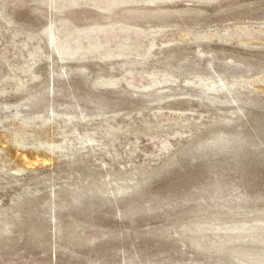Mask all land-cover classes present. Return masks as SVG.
Instances as JSON below:
<instances>
[{"label":"rangeland","instance_id":"rangeland-1","mask_svg":"<svg viewBox=\"0 0 264 264\" xmlns=\"http://www.w3.org/2000/svg\"><path fill=\"white\" fill-rule=\"evenodd\" d=\"M52 3L0 0V264L264 256L211 230L264 216V0H140L110 14L90 0ZM113 15L143 31L141 50L153 38L143 61L61 60L51 46L60 18L83 27Z\"/></svg>","mask_w":264,"mask_h":264},{"label":"bare ground","instance_id":"bare-ground-1","mask_svg":"<svg viewBox=\"0 0 264 264\" xmlns=\"http://www.w3.org/2000/svg\"><path fill=\"white\" fill-rule=\"evenodd\" d=\"M53 3H59L57 8L59 9H62V6L64 8H66L68 5H73V4H78L79 2L81 1H86V0H51ZM89 2V0H87ZM93 2V4L95 6H97L98 8H100V10H104L105 12H108L110 14V12L112 11V8L113 6L120 4V3H128V2H138L140 0H90V2ZM143 1H148L149 3H154L155 0H143ZM52 3V4H53ZM56 3V4H57ZM146 3V2H145ZM157 3V2H156ZM159 3V2H158ZM92 4V3H91ZM155 4V3H154ZM54 5V4H53ZM85 5V4H84ZM88 5V3H87ZM130 5V4H129ZM133 5V4H132ZM131 6V5H130ZM129 6V7H130ZM134 6V5H133ZM137 6V5H136ZM122 7H124L122 5ZM128 7V6H127ZM126 5H125V8H127ZM132 7V6H131ZM130 7V8H131ZM63 8V9H64ZM120 8V7H118ZM135 8V7H133ZM54 9V8H52ZM116 9V8H115ZM122 9V8H121ZM120 9V10H121ZM56 10V9H54ZM117 10V9H116ZM119 10V9H118ZM119 10V11H120ZM128 10V9H127ZM132 10H135V9H132ZM57 11V10H56ZM130 11V9L128 10ZM128 11L125 13L124 10L122 11L123 13H125V16L128 15ZM137 11V10H136ZM58 12H60L58 10ZM56 12V13H58ZM62 12V11H61ZM60 12V13H61ZM114 12V11H113ZM58 13V14H60ZM63 13V12H62ZM61 13V14H62ZM115 13H118V12H114L113 14L114 15H117ZM135 13V12H134ZM152 13V12H151ZM61 14L59 16H61ZM130 15L133 13H129ZM143 14V13H141ZM114 15L112 16L113 17V20H118V19H121L119 21H117L118 23H122L120 21H122V18H118L116 17V19L114 18ZM124 15V14H123ZM136 15V13L134 14ZM63 16V15H62ZM123 17V16H122ZM129 17V16H128ZM103 18H106L103 16ZM59 18H57L58 20ZM107 19V18H106ZM123 19H127V18H123ZM108 20H110L108 18ZM112 20V19H111ZM108 21V22H104V23H94V24H90V25H87V26H83V27H75L74 25L70 26V20L66 17V18H60V22L58 20V24L57 26H54V23L50 24V26L48 27V38H49V41L51 43V46L53 47V49H55L57 51V53L59 54V58L61 60H65L66 58H81V57H84V56H87V55H90V56H98L99 58H107V57H112V56H120V57H125L126 55H128V53H131V52H135L137 55L140 56V59H142L143 61V58L146 56H149V52L151 50V48L154 47L155 43H154V40L153 38L149 40V43L148 45L143 48L142 50L140 49V43L138 42V40H136V37H138L143 31L140 30V28H137L135 27L134 24L130 25L128 24V22L126 21H123L122 24L120 25H117L118 26V29L123 32L121 38H119V40H117L115 42V47L113 49H110L109 47V42H110V38L113 37L112 35H109V32H111L113 29H114V25L117 23V22H114V21ZM129 21V19H127ZM107 21V20H106ZM72 23V22H71ZM134 25V26H133ZM74 26V27H73ZM102 33V36L104 37L103 40H101L100 38V34ZM143 36V35H142ZM114 45V44H113ZM33 54H35L34 52H30V56H34ZM119 57V58H120ZM127 57V56H126ZM77 59V60H78ZM76 60V59H75ZM137 62V61H136ZM129 63V62H128ZM81 67L82 70H84L85 68L82 67V66H79ZM32 68V65L30 64H27L25 67L22 66V71H28L29 69ZM63 68V67H61ZM85 71V70H84ZM34 78L36 77L37 78V75L33 74L32 75ZM17 82H15L16 84V88H20L24 83L21 79H18L16 78ZM102 80H105V79H102ZM166 80V79H165ZM109 81V80H108ZM106 81V83L108 82ZM113 81V80H112ZM105 82V81H103ZM110 83H117V81L115 82H111L109 81ZM131 82V81H130ZM105 83V84H106ZM158 84L160 83V81H158L156 78H152L151 80V83L149 86H153L155 84ZM131 84V83H129ZM203 84V83H201ZM205 85V84H204ZM206 86V85H205ZM24 87V86H23ZM22 87V88H23ZM146 87V86H144ZM211 87V86H210ZM150 88V87H148ZM206 88V87H205ZM213 88V87H212ZM211 89V88H210ZM213 90V89H211ZM54 113V112H53ZM16 114V113H15ZM64 116L65 119L67 118V122L69 121L68 119L70 118V121L71 119L76 116V115H72L70 117V114L68 113H60ZM56 115V114H55ZM17 116V115H16ZM54 116V115H53ZM67 116V117H65ZM40 117V116H39ZM8 119V118H7ZM23 119V118H22ZM21 120V119H20ZM27 120V119H26ZM25 120V121H26ZM30 120V119H29ZM28 120V122H29ZM32 120V118H31ZM19 121V120H18ZM24 121V120H22ZM22 121H21V125H22ZM45 121V120H44ZM73 121V119H72ZM42 122V121H41ZM24 123V122H23ZM52 123V122H51ZM64 123H66V121H64ZM71 123V122H70ZM41 124V123H40ZM74 124V123H73ZM27 125H30V124H27V123H24L23 126H27ZM19 127H22L18 124ZM17 124H16V127H18ZM76 126V125H75ZM15 127V129H16ZM28 127V126H27ZM27 127L25 128L26 132H27ZM74 127V126H73ZM7 128V127H6ZM24 131V127H22ZM75 128V127H74ZM18 130V129H17ZM16 130V132H18ZM75 130V129H73ZM21 132V131H20ZM25 132V131H24ZM14 133V132H12ZM77 133V132H76ZM20 134V133H19ZM22 134V133H21ZM26 134V133H24ZM23 134V135H24ZM13 135H17V134H13ZM11 135L13 138L14 136ZM79 136H81L80 134H78ZM22 136V135H21ZM26 137V135H24ZM17 137V136H16ZM14 138V140H19L17 138ZM23 137V136H22ZM28 137V136H27ZM83 137V135L81 136ZM21 138V137H20ZM24 138V137H23ZM86 138H87V135H86ZM91 138V137H90ZM22 139V138H21ZM80 139V138H79ZM14 140H12V142H14ZM21 141V140H19ZM24 141V140H23ZM21 141V142H23ZM83 141V140H82ZM81 141V142H82ZM85 141V139H84ZM83 141V142H84ZM89 141V140H88ZM16 142V141H15ZM20 142V143H21ZM44 143V142H43ZM18 144V143H17ZM23 144V143H22ZM39 144V143H38ZM64 144V143H63ZM48 145V144H47ZM53 145V144H51ZM60 145V144H58ZM55 146V148L59 147V146ZM71 145V144H70ZM20 146V144H19ZM66 146V145H65ZM34 147V146H33ZM53 146H51L52 148ZM35 148V147H34ZM63 148V147H62ZM122 181V180H121ZM98 186V185H97ZM92 187V186H91ZM100 187V186H99ZM125 186H123L121 183H117V185L115 186V191L116 192H120L123 190ZM88 189V188H87ZM105 191V190H104ZM115 193V192H114ZM212 220V219H211ZM211 223V221H209ZM216 222V221H215ZM6 224V223H5ZM3 225V224H2ZM7 225V224H6ZM207 225V224H206ZM203 226V225H202ZM208 226V225H207ZM206 226V227H207ZM211 228V226H210ZM199 230V229H198ZM201 230H202V227H201ZM208 230V228L206 229ZM211 230L214 231V233H218V231L222 230V235L219 236V239L221 238V241L224 243V245L226 246H258L259 248H262V252H264V216L260 217V218H251L249 220H239V221H234V222H227V223H216L215 225H213V227L211 228ZM219 231V232H220ZM4 232V231H3ZM200 232V231H199ZM203 232V231H202ZM196 234H199L198 232ZM201 234V233H200ZM205 234V233H204ZM203 234V235H204ZM219 234V233H218ZM206 235V234H205ZM208 235V234H207ZM216 235V234H215ZM198 237V235H196ZM213 236V235H211ZM210 237V236H208ZM215 237V236H214ZM218 237V236H217ZM203 238V236H202ZM193 239V238H192ZM199 239V238H197ZM201 239V238H200ZM204 239V238H203ZM212 239V237H211ZM210 239V240H211ZM202 241V239H201ZM212 241V240H211ZM215 241V240H214ZM218 241V240H217ZM220 241V242H221ZM213 242V241H212ZM219 242V245L221 244ZM199 243V242H198ZM205 243V242H204ZM197 244V243H196ZM210 244V242H209ZM215 244V243H214ZM213 244V245H214ZM199 245V244H198ZM221 246V245H220ZM212 247V246H211ZM217 247H218V244H217ZM239 247V248H240ZM223 248V247H222ZM232 249V247H230ZM233 248V249H234ZM238 248V247H237ZM238 248V249H239ZM256 248V247H254ZM215 249V248H214ZM237 249V250H238ZM243 249V248H242ZM246 249V248H245ZM236 250V251H237ZM248 250V249H246ZM231 250L229 249V252ZM234 251V250H233ZM245 251V250H244ZM251 251V250H250ZM235 252V251H234ZM246 252H249V251H246ZM255 252V250H254ZM260 252V251H259ZM238 253V252H237ZM236 253V254H237ZM251 253V252H250ZM240 254L241 251H240ZM245 254V253H243ZM252 254V253H251ZM257 254V253H256ZM260 254V253H259ZM261 255V254H260ZM264 255V253H263ZM238 256V254H237ZM235 257V255H234ZM233 257V258H234ZM237 260V259H236ZM239 261L241 262V264H264V256H259V255H240L239 256Z\"/></svg>","mask_w":264,"mask_h":264}]
</instances>
